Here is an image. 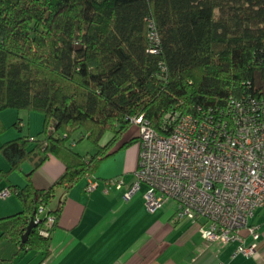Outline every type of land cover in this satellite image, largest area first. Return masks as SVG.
<instances>
[{
  "label": "trees",
  "instance_id": "trees-1",
  "mask_svg": "<svg viewBox=\"0 0 264 264\" xmlns=\"http://www.w3.org/2000/svg\"><path fill=\"white\" fill-rule=\"evenodd\" d=\"M150 23L158 54L150 53ZM243 96L264 98V0H0V115L44 116L38 138L0 147L9 164L0 181L27 162L35 171L50 156L65 165L47 190L34 188L32 173L23 188H8L22 211L0 218V242L48 255L50 237L40 230L49 216L56 220L50 231L57 225L58 191L95 175L133 119L165 135L169 114L197 115ZM5 131L0 117V135ZM77 134L94 154L75 151Z\"/></svg>",
  "mask_w": 264,
  "mask_h": 264
},
{
  "label": "crops",
  "instance_id": "crops-1",
  "mask_svg": "<svg viewBox=\"0 0 264 264\" xmlns=\"http://www.w3.org/2000/svg\"><path fill=\"white\" fill-rule=\"evenodd\" d=\"M0 117L6 127L0 135V147L22 136L31 140L38 138L31 135L39 125L32 114L11 109L2 112ZM18 122L19 128L16 127ZM138 131L135 127L133 135L127 132L122 137L112 150L114 155L101 163L95 175L79 180L68 192L58 191L55 206L61 204V211L51 231L48 255L37 251L20 252L15 243L2 241L0 264H40L44 261L47 264H264V221L254 223L253 220L252 224L259 227L262 237L257 255L245 258L236 255V243L225 247L209 243L203 238L199 223L176 220L174 203L169 202L150 213L144 198L146 192L125 199L127 190L135 182L138 167ZM111 138L108 135L102 146ZM133 139L135 143L121 148ZM8 169L7 160L0 156V171ZM64 173L65 165L54 156L35 171L27 162L13 172L8 181H0V191L10 186L23 188L29 174L34 188L47 190ZM111 180H121L123 185L120 188L109 185ZM90 182L98 186L87 192ZM11 197L0 199L4 201L0 203V218L22 211L17 197ZM251 241L249 239L248 244Z\"/></svg>",
  "mask_w": 264,
  "mask_h": 264
},
{
  "label": "built area",
  "instance_id": "built-area-1",
  "mask_svg": "<svg viewBox=\"0 0 264 264\" xmlns=\"http://www.w3.org/2000/svg\"><path fill=\"white\" fill-rule=\"evenodd\" d=\"M149 26L156 43L150 53L158 54L159 36L154 24ZM198 110L197 115L169 114L172 129L165 135L143 117L132 120L139 128L140 151L135 182L125 199L145 185L150 213L174 203L176 220L199 223L207 242L223 247L236 243V255L253 258L262 236L252 220L264 208V98L243 96L224 108ZM109 185L120 188L123 182L111 180ZM97 186L90 182L86 190ZM12 195L6 188L0 199ZM43 213L40 208L39 215ZM55 221L49 216L40 235L50 237ZM34 223H40L39 217Z\"/></svg>",
  "mask_w": 264,
  "mask_h": 264
},
{
  "label": "rangeland",
  "instance_id": "rangeland-1",
  "mask_svg": "<svg viewBox=\"0 0 264 264\" xmlns=\"http://www.w3.org/2000/svg\"><path fill=\"white\" fill-rule=\"evenodd\" d=\"M29 112H27L28 115ZM29 114H32L35 118H37V122L39 123V125H37V130L33 129V132H31V135H37V137L39 136V134L42 132L43 126H44V116L41 113H37V112H31ZM27 123V122H26ZM135 127H137L133 122H132V127L128 130V134L126 132L127 135H133L135 133ZM138 128V127H137ZM28 130V128H27ZM139 130V128H138ZM37 133V134H36ZM125 134V135H126ZM139 134V131H138ZM81 136H79V134L76 135V143L72 140L70 143L74 142V149L76 152L80 153L83 156H89L91 154H94L95 151L97 150L96 147L87 139H83L82 141H79L81 138ZM137 147L139 146V142L136 143ZM18 173V172H16ZM19 174V173H18ZM147 191V187L145 185L142 186L141 189V193L140 194H145V192ZM11 198H16L15 195H13ZM17 199V198H16ZM4 201L0 200V203H3ZM254 223H263L264 221V208L260 209L257 213H256V217L253 219ZM252 220V222H253Z\"/></svg>",
  "mask_w": 264,
  "mask_h": 264
},
{
  "label": "water",
  "instance_id": "water-1",
  "mask_svg": "<svg viewBox=\"0 0 264 264\" xmlns=\"http://www.w3.org/2000/svg\"><path fill=\"white\" fill-rule=\"evenodd\" d=\"M35 227H36L35 223H34V222H31V223H30V226H29V228H28V232H27L26 235L24 236L23 242H25V239H26L27 237H29L31 230L34 229Z\"/></svg>",
  "mask_w": 264,
  "mask_h": 264
}]
</instances>
